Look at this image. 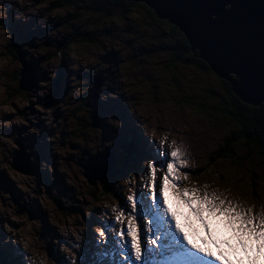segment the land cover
Wrapping results in <instances>:
<instances>
[{
	"label": "rangeland",
	"instance_id": "obj_1",
	"mask_svg": "<svg viewBox=\"0 0 264 264\" xmlns=\"http://www.w3.org/2000/svg\"><path fill=\"white\" fill-rule=\"evenodd\" d=\"M57 1L54 0L49 9L37 13L27 12L24 16L21 12L27 6L21 9V6L15 4V0H6L5 3V6L11 5L7 23H3L10 34L6 52L14 57L12 46L15 44L13 47L18 49V57L14 59L19 60L22 65V70L0 73L9 79L6 87L10 93L19 87L22 84L23 70L26 71L23 83L26 88L20 89V93L35 94L40 81L51 82V87L43 97H38L36 102L30 103L23 110L18 109L25 119L29 116L33 118L29 120V125L38 129V135L29 132L28 126L25 125L11 124L0 128V132L13 136L17 145L10 150L6 146L5 153L0 154L3 157L0 160V248L6 249L9 257L11 254L14 256L15 264H29L27 256L32 253L23 248L18 234L8 230V226L21 229L25 225V220L13 219V216H27L28 221L39 224V227L34 224L30 233L25 229V233L31 236L37 251L45 253L52 264H71L72 258L62 251L63 246L72 247L75 260L106 258L101 255L105 248L99 243L95 230L101 227L98 221L106 218L103 209L112 203L110 200L105 203L106 194L111 193L116 202L117 197L105 188L104 181L89 182L85 164L97 156L111 153L116 161L115 166H118L116 154L119 153L125 138L129 137L128 133L139 135L136 129H140L146 135L142 124L145 120L151 122L153 109L157 114L156 127L168 129L177 135L178 141L183 138L181 142L188 155L189 164L195 161L197 165L190 172L191 180L200 184L208 183L213 187H230L234 195L249 204L254 203L259 211L261 206H264V196L261 195L264 191V183H261L264 181V157L259 156L258 150H253L252 146L245 142L235 143L234 139L230 141L233 134L240 133V124L238 120L230 119L224 113L222 107L225 103L219 102L220 98L207 91L212 89L219 96L226 97L221 82V79H226L213 70H201L188 56L178 55L179 40L170 24L154 20L142 5L129 10L127 16L123 17L128 23L123 27L116 24L115 20L109 23L112 17H122L119 10H111V13H92L88 10L87 7L93 0H62L64 7L72 10L67 11L64 16H48V19L44 20L45 12L57 7ZM132 12L140 14L141 20H134L130 16ZM100 36L111 41V46H105V52L100 56V63L89 65L87 68L81 66L78 70L74 68L73 64L77 62L66 51L70 45L84 40L101 43ZM35 47H47L52 51L36 57L28 51V48ZM56 52H62L60 63L54 67L45 66L43 62ZM125 65H130V70L125 68ZM165 68L168 69L167 72H163ZM125 72L133 77L137 84H143L145 91L131 95L125 93L123 89L126 85L120 79ZM230 75L233 78L236 76L233 72ZM12 81H15L14 86ZM76 81H80L82 87H78ZM226 81L233 87L229 80ZM97 85L99 88H95ZM128 86L135 85L130 83ZM133 101L144 105L146 115L140 116L132 112ZM35 103H40L45 108H56L53 113V123L56 127L47 123L46 113L39 112ZM65 104L76 107L69 111L62 107ZM98 104H106V111L114 112L118 108L124 115L123 128H112L107 122V117L113 116L111 114L105 116L102 126L97 112ZM185 104L188 105L187 108ZM197 106L205 109L206 113L190 115L189 110H194ZM166 110L176 117L174 123L181 124L182 131L180 128L169 129L163 123L161 117ZM81 111H86L87 115L76 116V113ZM205 114L209 115L213 124L210 125L204 120ZM14 115L6 114L3 119L8 120ZM69 116H75L81 128L102 127L100 144L95 154L88 148H81L78 153L67 157L53 151L50 136L59 132L60 142L63 144L68 136L75 135L74 132L67 131ZM60 121L64 122L63 125ZM81 135L87 138L86 133L81 132ZM67 142L73 148H80L71 141ZM227 144L233 145V154L231 157H222L221 155L227 152L223 149L229 146ZM20 151L22 154L19 162L14 166V157H17V152ZM245 157H250L251 162ZM132 164H127L125 171ZM73 165L76 167L73 168ZM64 166L71 170V176L63 171ZM132 175L134 173L128 172L127 175L119 173L115 176L113 170L110 171L109 178L115 177L111 188H121L127 192L120 181L130 179ZM69 180L74 182L69 183ZM98 181L103 184V190L97 187ZM97 208L101 211H96ZM182 211L185 214L188 212L187 209ZM74 216L80 217L75 221L77 231L79 232L81 225L84 227V231L79 232V240L70 230L65 235L60 227L64 225L70 228V218ZM206 235L201 231L202 237ZM36 259L39 261L40 257Z\"/></svg>",
	"mask_w": 264,
	"mask_h": 264
},
{
	"label": "snow or ice",
	"instance_id": "obj_2",
	"mask_svg": "<svg viewBox=\"0 0 264 264\" xmlns=\"http://www.w3.org/2000/svg\"><path fill=\"white\" fill-rule=\"evenodd\" d=\"M5 8L10 13L11 5ZM233 8L232 4L224 5L225 11ZM219 15L212 13V19ZM126 67L130 70L131 66ZM232 72L236 74L234 81L240 82L241 76ZM189 111L192 116L206 113L199 106ZM97 112L102 126L109 114L124 120L118 108L106 111V104H98ZM203 118L213 124L208 114ZM168 131L156 127L157 133ZM136 133L134 163L124 172L134 173L127 192L105 182V188L117 197L115 204L103 209L106 218L98 221L101 227L95 230L105 248L101 255L106 258L76 259L74 264H245V260L247 264H264V206L258 211L254 203L234 195L230 187L191 180L195 167L189 164L182 138L145 135L140 129ZM245 158L251 162L250 157ZM182 209H187V214ZM201 231L207 235L202 237Z\"/></svg>",
	"mask_w": 264,
	"mask_h": 264
},
{
	"label": "clouds",
	"instance_id": "obj_3",
	"mask_svg": "<svg viewBox=\"0 0 264 264\" xmlns=\"http://www.w3.org/2000/svg\"><path fill=\"white\" fill-rule=\"evenodd\" d=\"M54 0H15V4L21 6V9H24L25 6L26 9L21 12V15H26L27 12L37 13L41 10L49 9V5L52 4ZM72 9H68L66 7H53L50 10L46 11L44 14V20L48 19V16H64L67 11H70ZM8 16V11L5 8L4 0H0V20H6ZM130 16L134 20H141V15L132 12L130 13ZM112 20H115L116 24L123 27L124 24L128 23V21H125L123 17H112L109 21L112 22ZM9 30L5 26V24L0 23V53H4L3 55H0V73H3L5 71H15V70H22V65L19 60L14 59L13 56L8 55L6 52V45L9 43ZM99 40L101 43L96 42H90L87 40L80 41V42H73L70 47L66 50L68 51L69 56L76 61L77 63L73 64V67L77 70L83 66L87 68L89 65H98L100 63V56L104 54L105 52V46H111V41L107 39L104 36H100ZM118 43V42H117ZM27 47V46H25ZM28 51L32 54V56L39 57L41 54H46L52 51L51 49L47 47H35V48H28ZM62 55V52H56L54 55H51L48 59H46L43 63L45 66H51L54 67L60 63V57ZM107 67V65H105ZM125 68L126 65L124 66ZM55 73L53 72V75ZM120 79L125 83V87L123 91L125 93H128L131 95L132 93L137 92H144L145 88L142 90L141 85L137 84L136 80L129 76L127 72L123 76L120 77ZM131 83V85L135 86H128ZM9 84V79L6 78L3 74H0V128L7 127L11 124H15L17 126L25 125L28 126L29 132H34L39 134L38 129L35 127H32L29 125V120L33 119L31 116H29L28 119H25L23 115H21L18 111L23 110L26 108L27 105L30 103H34L37 101L38 97H43L48 89L51 87V82L48 80H42L39 82L38 90L35 92V94L29 93H10L9 88L6 87V85ZM13 86L15 85V81H12ZM76 84L78 87H82L80 81H76ZM106 99V97H105ZM15 105V106H14ZM63 108L71 111V108L76 107L75 105H63ZM35 108L39 110L41 113H46V120L48 124H52L53 127H56V124L53 123L54 117L53 113L56 111L55 107H49L45 108L40 103H35ZM131 110L133 113L138 114L140 116L146 115L145 107L142 103L137 104L135 101L131 104ZM6 114H15L8 120H4V116ZM86 111L77 112L76 116H86ZM157 114L155 113V110L153 109L152 116L153 119L151 122L145 120L142 124L144 130L148 135H164V133H157L156 132V119L155 116ZM191 118V117H189ZM163 123L169 128H181V124H176L174 121L176 120V117L172 116L170 113L165 111L163 116L161 117ZM107 122L113 126V128H121L122 127V120L119 118H116L114 116H108ZM61 125H63V121H60ZM68 129L67 131L72 133L74 132L75 135H70L67 137V141H71L72 143H75L80 146V148H73L69 142H65L61 144L60 140V133L57 132L55 135L50 136L49 140L52 141V148L53 151L59 153L62 157H67L70 154H76L78 153L81 148H88L93 150V154H95V151L97 150L98 145L100 144V136L102 132V127H85L81 128L80 124L77 122L75 116H69L68 118ZM91 123V121H89ZM182 123V122H181ZM81 132H84L87 134V138L84 135H81ZM170 139H177V135H174L171 131L166 133ZM182 138V137H181ZM183 139V138H182ZM111 143V141L109 142ZM7 148L14 149L17 147L15 143V138L13 136L5 135L3 132H0V154L5 153ZM3 157L0 155V160H2ZM191 166L196 167L195 161L192 162ZM76 166L73 165V168ZM63 171L68 172L69 176L72 175L71 170L64 166ZM73 180H69V183H73ZM134 182V181H133ZM120 183L128 190L129 185V179L125 178L120 181ZM261 183H264V181H261ZM97 187L101 190H103V184L101 182H97ZM261 195L264 196V191L261 192ZM106 201H112V203L107 204L108 207H111L113 204L116 203L115 198L112 197L111 193L106 194ZM91 199V198H89ZM13 219H23L25 220V225L21 229H14L11 226H8V230L10 232H13L14 234L19 235V242L22 243L23 248L31 252L32 255L27 256V261L29 264H52L51 261L48 260L47 255L45 253H41L37 251V248L32 243L31 236L26 235L25 229L30 233L33 229V226L35 224L36 227H39V224L35 221H28L27 216L24 217H16L13 216ZM77 219H80L79 216H74L70 218V228H66L64 225H61L60 227L62 230H64L65 235H67V232L70 230L72 234L76 237L77 240L81 239L79 232L84 231L83 225L79 227V232L77 231V227L75 226V221ZM55 223V222H54ZM62 251L65 252L69 257H71V264H74L75 261V253L72 249V247L69 246H63ZM36 257H40L39 261L36 259Z\"/></svg>",
	"mask_w": 264,
	"mask_h": 264
},
{
	"label": "water",
	"instance_id": "obj_4",
	"mask_svg": "<svg viewBox=\"0 0 264 264\" xmlns=\"http://www.w3.org/2000/svg\"><path fill=\"white\" fill-rule=\"evenodd\" d=\"M134 1L145 3L159 19L177 26L190 45L198 48L200 58L232 83L233 92L243 102L251 105L264 102V0ZM226 4H232L233 10L225 11ZM212 13L213 16L219 13V18L213 20ZM232 71L241 76L240 82L231 77ZM21 76L19 87L25 89V70ZM21 154L22 151L17 152L14 157V166ZM115 163L112 156L101 163L96 158L89 160L85 164L89 182L104 181Z\"/></svg>",
	"mask_w": 264,
	"mask_h": 264
},
{
	"label": "trees",
	"instance_id": "obj_5",
	"mask_svg": "<svg viewBox=\"0 0 264 264\" xmlns=\"http://www.w3.org/2000/svg\"><path fill=\"white\" fill-rule=\"evenodd\" d=\"M58 0L57 6L64 7V2H70L69 0ZM138 5H142L145 7L148 12L151 14L154 20L156 21H166L167 24H170L167 20L159 19L154 10H152L149 6H147L145 3L137 4L130 0H93L90 2L89 6L87 7L88 10H90L92 13H111V10H119L122 17H126L127 13H129V10L131 8L136 7ZM76 17V16H74ZM173 31L175 32L178 43H179V53L178 55H185L188 56L192 61V63H195L198 68H200L203 71L212 72V69L210 68L209 64L200 58L199 53L197 50H193L192 46L190 45L188 39L184 35L182 31L179 30V28L175 25H171ZM15 46V44H13ZM13 54L14 58L18 57V49L14 48ZM17 78V76H15ZM222 84L224 85V89L226 92V97L219 96L217 92H215L212 89H207L209 93H212L215 97L220 98L221 100L219 102H224L225 105L222 107L224 113L231 119L238 120V124H240V133L239 134H233L230 141H233L237 143L238 141L245 142L247 145L252 146L253 150H258L257 154L259 156L264 157V102L260 105H251L243 102L237 94H235L232 90V87L229 82L226 80L221 79ZM12 93L18 94L20 93V87L14 88ZM208 95V94H207ZM203 104H205L203 102ZM207 105H217V104H209ZM219 105V103H218ZM136 140L134 142V146L136 145ZM229 146H225L223 149L227 152L222 154V157H231L233 154V150L231 148V144H227ZM230 149V150H229ZM124 154L122 152L118 153V166L113 169V174L116 176L119 173H124L125 168L127 167V164L134 163V151L132 142L128 141L123 145ZM126 152V154H125ZM108 182V184L112 185V183H115V177L114 179L108 178L105 182ZM13 260H9L8 253L3 249L0 248V264H12Z\"/></svg>",
	"mask_w": 264,
	"mask_h": 264
},
{
	"label": "bare ground",
	"instance_id": "obj_6",
	"mask_svg": "<svg viewBox=\"0 0 264 264\" xmlns=\"http://www.w3.org/2000/svg\"><path fill=\"white\" fill-rule=\"evenodd\" d=\"M171 25H173L172 23H170ZM192 49L193 50H197L198 51V48L197 47H195V46H193L192 47ZM198 53H199V51H198ZM201 54L199 53V56H200ZM115 56V55H114ZM95 88H99V85H97ZM137 141V140H136ZM91 160V159H90ZM92 161H93V159H92ZM80 163V162H79ZM33 167L34 166H32L31 168L33 169ZM90 167H92V165L90 166ZM55 231V230H54ZM56 232V231H55ZM64 237V236H63ZM64 238H66V237H64ZM222 238V237H221ZM211 247L213 248V250H215V246L214 245H211ZM88 257H90V255L88 256ZM105 258V257H104ZM262 258H264V257H262ZM107 259H111V256H108L107 257ZM233 259H235V257H233ZM14 264H15V261L13 262ZM53 264H55V263H53ZM65 264H67V262H65Z\"/></svg>",
	"mask_w": 264,
	"mask_h": 264
}]
</instances>
